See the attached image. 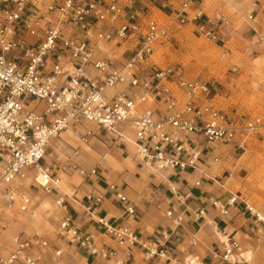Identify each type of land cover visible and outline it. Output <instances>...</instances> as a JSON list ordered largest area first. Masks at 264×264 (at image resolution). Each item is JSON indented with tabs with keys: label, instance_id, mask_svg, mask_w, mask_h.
<instances>
[{
	"label": "built area",
	"instance_id": "2783aa9c",
	"mask_svg": "<svg viewBox=\"0 0 264 264\" xmlns=\"http://www.w3.org/2000/svg\"><path fill=\"white\" fill-rule=\"evenodd\" d=\"M137 0H0V203L27 211L31 197L26 189L28 170L38 173L36 181L46 193L60 189V179L50 166L42 165L52 139L74 123L88 121L125 137L120 127L135 132L137 152L147 167L155 171L199 169L205 149L218 145L245 147L252 140L264 141V114H244L217 105V86L201 76H188L181 63L149 61L162 46L176 39V28L192 24L206 40L223 43L222 28L229 19L222 13L208 15L203 0H158L169 21H162L148 8L129 12ZM128 3V4H127ZM254 20V11L248 15ZM175 24V26H174ZM258 40L264 43V31ZM106 42H129L122 55L98 57V47ZM154 68L147 71L145 64ZM97 74H90V69ZM156 103L155 107L146 106ZM194 135L202 137L198 143ZM217 161L219 158L216 156ZM81 175L97 169H79ZM44 181L38 179L39 176ZM200 184V181H197ZM115 189V185H111ZM172 191L181 196L175 186ZM74 193V192H73ZM123 201L127 197L117 191ZM68 194L57 197V204L68 210ZM103 193L86 195L85 209L120 247H100L89 234H80L68 214L61 227L91 253L114 264H133L130 248L140 246L153 264H188L169 255L164 242L143 239L131 227L116 225L99 214ZM240 199L233 194L228 204ZM245 202L256 223H264V213ZM217 206L219 201L212 200ZM134 213V205L128 206ZM223 215L228 207L221 208ZM205 213L201 208L196 215ZM173 210L167 215L172 216ZM183 220V215L177 217ZM15 249L5 253L0 241V264H45L42 254L27 253L31 246L47 247L40 234L31 239L13 237ZM263 237L259 236L261 242ZM192 243L197 237H191ZM241 243L232 237L222 259L231 264H247ZM61 250L56 251L60 256ZM76 264V263H72Z\"/></svg>",
	"mask_w": 264,
	"mask_h": 264
},
{
	"label": "crops",
	"instance_id": "0c3cea01",
	"mask_svg": "<svg viewBox=\"0 0 264 264\" xmlns=\"http://www.w3.org/2000/svg\"><path fill=\"white\" fill-rule=\"evenodd\" d=\"M157 3L158 0H137L128 7V11L140 13L144 8H149L155 14V10L159 9L167 16ZM202 6L208 15L219 12L230 16L229 23L234 25L241 18L248 19V15L254 11V20H248L247 23L260 19L263 26L262 29H255L256 40L259 33L264 31V0H203ZM185 25L195 31L192 24ZM223 28L224 38L233 27L227 24ZM175 29L178 28L175 26ZM247 29L248 34L253 32L248 26ZM132 45L129 42H106L98 47L97 56H112L114 51L122 55ZM149 61L155 62L153 58ZM150 63L145 64L147 71L154 68ZM90 71V74H97L92 68ZM146 106L155 107L156 103L151 102ZM120 130L125 137L95 123L82 121L70 125L52 139L41 164L50 166L52 176L60 179V189L53 193L44 192L36 181L38 173L28 172L25 181L31 197L29 209L22 211L15 206L7 207L5 200L0 203V241L5 246L6 254L16 247L12 240L15 235L28 240L40 234L49 246H31L26 252L42 254L45 264H114V258L107 260L94 255L60 225L69 214L80 234H89L97 246L117 248L123 254L127 248L120 247L116 239L85 209L87 194L103 193L100 215L116 225L131 227L143 239L153 242H164L163 232L170 233L165 247L169 255L176 259H186L188 264H231L222 259V253L229 240L236 237L241 243L240 252L247 264H259L264 223L255 222L245 207V199L240 197L235 204H228L236 192L228 187V181L223 177L226 170L223 166L224 144L214 149L206 148L205 155L199 160V169L160 172L145 165L137 152L134 130L125 126L120 127ZM194 137L199 145L204 144L201 136ZM216 156L219 158L217 161L214 159ZM94 168L97 169L96 174L79 173V169L90 171ZM111 185H115L114 190ZM172 186L177 188L181 196L189 193L190 197L179 198L172 191ZM117 191H121L127 200L119 199ZM61 194H68V210L56 202ZM213 199L219 201L217 206L212 204ZM129 205H134V213L128 212ZM223 207H228L227 215L220 212ZM201 208L205 209V213L196 215ZM170 209L173 210L172 216L167 215ZM180 214L183 220L178 223L176 219ZM193 236L197 237L196 243L191 241ZM259 236L263 237L261 242L258 241ZM58 250L62 251L60 256L56 255ZM244 253H249L251 260L246 259ZM129 260L133 264L155 262L146 259L140 246L130 248ZM17 264H22V259Z\"/></svg>",
	"mask_w": 264,
	"mask_h": 264
},
{
	"label": "rangeland",
	"instance_id": "374dc122",
	"mask_svg": "<svg viewBox=\"0 0 264 264\" xmlns=\"http://www.w3.org/2000/svg\"><path fill=\"white\" fill-rule=\"evenodd\" d=\"M155 11L157 18L169 21L159 9ZM247 22L241 18L235 25L229 23L233 28L223 38L224 44L206 40L181 25L174 42L157 49L152 58L161 64L181 63L188 76H201L217 85L221 88L217 97L220 108L264 114V43L254 37L255 29L263 26L260 19ZM247 26L252 33L248 34ZM223 147V177L228 187L264 213V141L252 140L244 148L231 144ZM28 172L35 173L36 169ZM262 245L259 264H264V241Z\"/></svg>",
	"mask_w": 264,
	"mask_h": 264
},
{
	"label": "bare ground",
	"instance_id": "6f19581e",
	"mask_svg": "<svg viewBox=\"0 0 264 264\" xmlns=\"http://www.w3.org/2000/svg\"><path fill=\"white\" fill-rule=\"evenodd\" d=\"M39 179L41 181H44V178L41 175L39 176ZM244 255H245L246 259L251 260L252 257L249 253H244Z\"/></svg>",
	"mask_w": 264,
	"mask_h": 264
}]
</instances>
